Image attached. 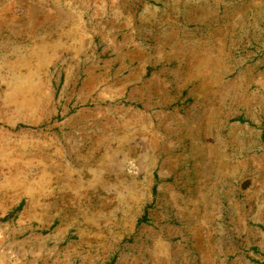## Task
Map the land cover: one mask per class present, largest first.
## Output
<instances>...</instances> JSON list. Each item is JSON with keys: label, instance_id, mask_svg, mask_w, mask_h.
I'll use <instances>...</instances> for the list:
<instances>
[{"label": "rangeland", "instance_id": "obj_1", "mask_svg": "<svg viewBox=\"0 0 264 264\" xmlns=\"http://www.w3.org/2000/svg\"><path fill=\"white\" fill-rule=\"evenodd\" d=\"M0 264H264V0H0Z\"/></svg>", "mask_w": 264, "mask_h": 264}]
</instances>
